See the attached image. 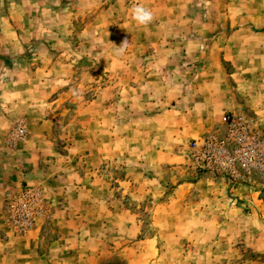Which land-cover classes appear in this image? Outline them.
Returning a JSON list of instances; mask_svg holds the SVG:
<instances>
[{
	"label": "rangeland",
	"instance_id": "374dc122",
	"mask_svg": "<svg viewBox=\"0 0 264 264\" xmlns=\"http://www.w3.org/2000/svg\"><path fill=\"white\" fill-rule=\"evenodd\" d=\"M8 5L18 44L0 46V82H19L12 103L25 102L44 126L29 133L23 116L25 138L9 145L10 128L4 135L5 147L33 148L38 162L2 192L0 232L10 240L0 258L31 232L3 223L7 197L29 187L44 197L32 231L44 245L65 234L77 261L97 252V264H264V218L248 221L239 199L264 200V181L227 185L192 173L191 140L177 128L193 90L220 103L234 96L264 128V0H0V11ZM136 5L152 11L149 25L132 19ZM190 177L218 188L210 217L172 196ZM219 199L231 208L224 223L210 214Z\"/></svg>",
	"mask_w": 264,
	"mask_h": 264
},
{
	"label": "crops",
	"instance_id": "0c3cea01",
	"mask_svg": "<svg viewBox=\"0 0 264 264\" xmlns=\"http://www.w3.org/2000/svg\"><path fill=\"white\" fill-rule=\"evenodd\" d=\"M12 7L13 6L8 5L0 11V30L5 29L10 36L14 35V39L11 38L6 41L5 36L0 34V46L7 47L18 44L17 35L16 32H14L18 27L14 26L10 18V10ZM1 75L2 71L0 70V77ZM10 81V84H6L5 86L0 82V205L2 192L4 190L17 189L20 184L25 181L28 171L33 170L38 162L33 148L23 150V145L21 144H18L12 148V150L5 147V133L10 126L14 124L13 122H17L19 118H23V116H29L31 120V123L29 122L27 124L29 133L39 131L44 126L43 122L35 121L37 119L35 117V112H26L28 108L25 102L22 103L23 106L20 108L18 105L12 103V97L18 93L16 91H19L20 87L19 82H13L12 79ZM28 87L29 86L26 84L23 88ZM191 89L193 90V87ZM196 92L194 90L190 92V110H188L190 114L188 117H177L178 121H183L181 129L177 127L178 131L183 134L185 138H189L188 140L198 138L206 128L216 124L222 114L236 113L240 110L239 107L243 106L238 104L241 100L236 99L234 102V96H228L224 99V103H220L219 98H212L210 94H205V92L201 93V95ZM186 142L187 141H185V143ZM191 178L192 177H190V182L186 181L183 185L180 184L174 188L172 190V196L177 198L176 202L179 206H183L184 208L188 207L189 209L196 208L199 211L202 209L199 214H206L210 217L205 211V205H208L211 201L210 192L213 190L216 191L218 188L213 185L211 186V183L209 184L205 179L195 180ZM213 187L215 189H213ZM239 199L244 200V204L248 206L247 208L250 211L248 212L249 214L246 215L248 221L255 223L256 213H260L261 217L264 218V200L256 198L254 194L244 195ZM224 205L227 204L219 199L216 201L217 207H215V204L213 206V210L218 209V212H210V214L216 216L217 219H222L220 220L221 223L225 222L223 219L228 218L231 211L230 207L222 210ZM237 210L233 214H237ZM215 231H217V228ZM72 234L76 235V232L73 231ZM252 234H256L255 230ZM63 235L60 233V235L56 237V242L54 241L44 245L43 235L39 234L38 229L35 228L24 238H12L16 245L14 248H17L16 251L9 254V251L6 249L3 253L5 255L2 256V259L0 258V261L4 262V264H97L100 260V257L96 254L97 252H89L84 259H80L79 261L76 260L75 256L69 255L65 248V234ZM7 236V234H2L0 232V246L4 247L8 244L10 238H7ZM73 240L76 243L77 238L72 239V241ZM8 254L10 256L7 257Z\"/></svg>",
	"mask_w": 264,
	"mask_h": 264
},
{
	"label": "built area",
	"instance_id": "2783aa9c",
	"mask_svg": "<svg viewBox=\"0 0 264 264\" xmlns=\"http://www.w3.org/2000/svg\"><path fill=\"white\" fill-rule=\"evenodd\" d=\"M25 136L24 124L16 122L6 134V143L13 145ZM185 158L192 173L227 185L264 181V128L244 112L224 114L216 126L188 143ZM43 212V194L27 187L7 197L3 223L16 235L26 236Z\"/></svg>",
	"mask_w": 264,
	"mask_h": 264
},
{
	"label": "clouds",
	"instance_id": "9594fccd",
	"mask_svg": "<svg viewBox=\"0 0 264 264\" xmlns=\"http://www.w3.org/2000/svg\"><path fill=\"white\" fill-rule=\"evenodd\" d=\"M131 13H132V19L141 26H147L149 25L154 17H153V13L152 11H150L148 8H146L143 5H136L131 9ZM128 41L125 40L121 46L117 47L119 52H123L126 45H127Z\"/></svg>",
	"mask_w": 264,
	"mask_h": 264
}]
</instances>
